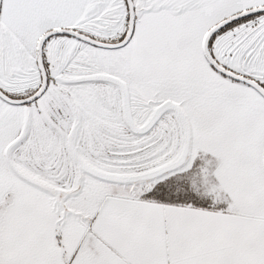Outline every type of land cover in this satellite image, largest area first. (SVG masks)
<instances>
[{"label": "snow or ice", "instance_id": "snow-or-ice-1", "mask_svg": "<svg viewBox=\"0 0 264 264\" xmlns=\"http://www.w3.org/2000/svg\"><path fill=\"white\" fill-rule=\"evenodd\" d=\"M0 264H264V0H0Z\"/></svg>", "mask_w": 264, "mask_h": 264}]
</instances>
